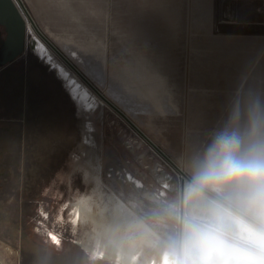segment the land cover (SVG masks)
Segmentation results:
<instances>
[{"label":"rangeland","instance_id":"374dc122","mask_svg":"<svg viewBox=\"0 0 264 264\" xmlns=\"http://www.w3.org/2000/svg\"><path fill=\"white\" fill-rule=\"evenodd\" d=\"M13 35L0 16V137L14 140L3 145L14 150L0 155V252L12 264H117L100 226L82 220L75 205L94 193L99 176L106 204L118 196L129 202L143 186L133 207L152 232L133 229L127 242L149 261L155 238L174 229L158 213L175 198L179 173L97 96L75 95L56 63L30 45L36 33L27 23L22 47L10 46Z\"/></svg>","mask_w":264,"mask_h":264},{"label":"crops","instance_id":"0c3cea01","mask_svg":"<svg viewBox=\"0 0 264 264\" xmlns=\"http://www.w3.org/2000/svg\"><path fill=\"white\" fill-rule=\"evenodd\" d=\"M24 2L41 30L187 173L189 156L234 108L264 106V0ZM4 135L0 155L14 150ZM0 264L12 263L0 252Z\"/></svg>","mask_w":264,"mask_h":264},{"label":"clouds","instance_id":"9594fccd","mask_svg":"<svg viewBox=\"0 0 264 264\" xmlns=\"http://www.w3.org/2000/svg\"><path fill=\"white\" fill-rule=\"evenodd\" d=\"M187 168L158 213L174 229L155 238L147 264H264V106L234 108ZM117 264H138V257Z\"/></svg>","mask_w":264,"mask_h":264},{"label":"bare ground","instance_id":"6f19581e","mask_svg":"<svg viewBox=\"0 0 264 264\" xmlns=\"http://www.w3.org/2000/svg\"><path fill=\"white\" fill-rule=\"evenodd\" d=\"M27 27L28 29L33 28L29 21H27ZM33 31L35 30L33 29ZM36 35L31 40L32 46L41 49V52L45 53L49 60H51L53 63H56V66L58 67L60 73L65 77V79L69 83L73 93L84 98V100L86 101H88L89 99L94 100L96 98V93L92 90V88L81 79L84 82L83 83L80 80V77L67 64H65L61 59V61L59 60V58L54 54V51L52 49H49L50 47L43 41V39L37 33ZM8 42L11 47H15L17 45L20 46L19 42L12 37H10ZM97 97L107 107H109L101 97H99L98 95ZM165 160L170 163L167 159ZM177 172L179 173L178 176L180 179L181 188L187 177L184 176L181 172ZM93 182L94 193L92 195H83L78 198V200L75 202L78 212L77 214L82 220L89 221L97 226H100V229L96 230L99 233L100 238L103 239L101 241H103L109 246L111 252L110 255H120V257L126 261L135 255L134 252L128 249L127 239L132 235L131 230H139L142 227H145L148 230H151L152 232V228L150 226L140 221L139 213L133 207V204L137 203L138 197L143 194V186L136 188L134 192L129 193L128 196H126L128 197L129 202L124 203L123 199L118 196L116 198L109 197V204H106L104 199V197L107 196L106 189L103 187V185L100 184L99 176H97L96 180ZM109 209H111V213L109 215L110 222L105 224L103 223L104 220H106L104 218L107 215ZM111 223L112 225L111 227H109V224ZM128 225L129 227H127ZM126 227L127 229L124 233ZM149 245L150 243L148 244V246ZM136 256L138 257V264H147L148 260L142 263L139 258L140 255Z\"/></svg>","mask_w":264,"mask_h":264},{"label":"water","instance_id":"95a60500","mask_svg":"<svg viewBox=\"0 0 264 264\" xmlns=\"http://www.w3.org/2000/svg\"><path fill=\"white\" fill-rule=\"evenodd\" d=\"M2 9V10H1ZM0 16L4 21L9 23V28L14 32L12 38L16 39L20 46L12 47L13 49L22 47V39L25 33V25L30 22L35 32L43 41L54 51V53L67 64L92 90L103 99V101L115 112H117L141 137H143L163 158L167 159L170 164L184 176L187 177L185 170L167 154L128 114H126L117 104L107 97L92 81L89 80L86 73L81 70L39 27L24 0H0ZM30 45L31 40H30ZM33 47V46H32ZM16 52L13 53L15 55Z\"/></svg>","mask_w":264,"mask_h":264}]
</instances>
